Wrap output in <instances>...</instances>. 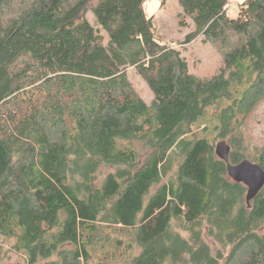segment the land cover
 Wrapping results in <instances>:
<instances>
[{
    "label": "trees",
    "instance_id": "16d2710c",
    "mask_svg": "<svg viewBox=\"0 0 264 264\" xmlns=\"http://www.w3.org/2000/svg\"><path fill=\"white\" fill-rule=\"evenodd\" d=\"M146 1L0 0V238L26 264H264V185L247 199L228 172L264 169L243 134L264 0H177V44ZM198 37L222 55L211 76L176 47Z\"/></svg>",
    "mask_w": 264,
    "mask_h": 264
},
{
    "label": "rangeland",
    "instance_id": "374dc122",
    "mask_svg": "<svg viewBox=\"0 0 264 264\" xmlns=\"http://www.w3.org/2000/svg\"><path fill=\"white\" fill-rule=\"evenodd\" d=\"M231 0L229 12L234 16L237 12L235 3ZM149 14H153L156 22L157 33L164 42L177 44L183 42L185 36L194 30L192 21L185 18V24L180 25V13L182 9L177 0H165L160 4L159 0H149L143 5ZM86 18L94 24V17L91 11L86 13ZM182 55L187 61L188 70L201 77L214 74L222 61L220 51L213 47L209 42H202L201 37L185 45H178ZM129 76L142 98L150 104L153 98L145 80L132 69L128 70ZM243 134L246 144L251 148L259 147L264 144V97L256 104L248 115L243 126ZM251 151V150H250ZM253 162V160H251ZM11 240L5 241L0 238V264H26L25 259L11 251L9 244Z\"/></svg>",
    "mask_w": 264,
    "mask_h": 264
},
{
    "label": "water",
    "instance_id": "95a60500",
    "mask_svg": "<svg viewBox=\"0 0 264 264\" xmlns=\"http://www.w3.org/2000/svg\"><path fill=\"white\" fill-rule=\"evenodd\" d=\"M215 150L221 159L228 161L227 156L229 147L224 141H219L216 144ZM228 172L233 179L246 185L247 199L255 195L264 185V169H262L256 162L245 159L235 165L228 164Z\"/></svg>",
    "mask_w": 264,
    "mask_h": 264
}]
</instances>
